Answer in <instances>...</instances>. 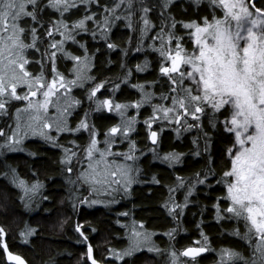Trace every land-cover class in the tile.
I'll use <instances>...</instances> for the list:
<instances>
[{
  "label": "trees",
  "instance_id": "16d2710c",
  "mask_svg": "<svg viewBox=\"0 0 264 264\" xmlns=\"http://www.w3.org/2000/svg\"><path fill=\"white\" fill-rule=\"evenodd\" d=\"M118 1L116 4H120V7L116 9L121 10V15L116 14V17H121L124 21L108 32V42L115 44L116 47L95 44L94 38L88 35H84L80 40L88 46L89 55L79 52L76 46L78 42L81 43L77 42L79 38L65 41L63 45L65 53L80 56L82 60L87 57V74L93 78L78 84L74 89V97L80 103L74 107L70 127L76 128L81 120H86L90 128L92 125L95 126L97 138L103 141L107 129L121 124V120L116 113L115 116L108 114L106 107L97 109V101L109 97L113 101L114 110L116 103L124 105L138 99L135 83L152 84L156 93L155 98L150 105L141 109L137 126L131 134V140L136 142L135 155L138 156L134 164L135 169H139L135 172L136 185L130 190L129 198H125L123 194L114 196L117 200L115 206L83 202L85 197L89 201L97 197L110 198L109 195L102 197L101 194H91L88 185L75 182L81 168L87 166L83 149L89 142V130L64 132L58 136L56 132H52L51 135L57 137L55 142L45 138L29 139L22 143V147L17 146L12 150H8L7 146L0 148V226L4 228L5 233L0 236V264H10L6 258L4 242L10 252L22 255L29 264H91L90 259L85 256L88 244L92 245L95 259L105 264H166L165 255L170 249L178 252L183 258V250L192 245H209L215 250L225 244L240 247L239 237L242 235H236L234 229L243 234L245 232L242 227L243 221L234 223L228 214L227 219L217 218V205L223 210L227 206L222 198L225 196V187L217 181L228 167L225 148L230 146L231 136L219 126L216 130L210 127L211 117L207 109L200 121L202 128H188V124L196 123L189 118L182 127L179 125L181 128L179 134L174 123L160 119V122L164 121L162 122L164 125H161L158 119L155 120V124L151 125V130L158 133L155 143L149 139V126L144 123L147 118L153 116V105L160 103L159 94L168 91L167 80L159 72L162 60L159 52L160 40L156 37L161 29L158 26L161 20L167 22V25L171 24L168 19L171 10L163 9L161 18L163 0H143V4L141 0H133L131 7L128 6L127 0ZM256 2L257 6H261L260 0ZM142 6L151 9L148 18L155 23L143 37L140 31L142 27L140 17L144 15L141 11ZM169 7L174 9L175 15L172 13L171 15L176 21H201L202 17H212V6L208 0H202L199 4L196 0L194 4L176 3ZM81 11L73 8L64 14V19L70 22L69 27H72L71 21L83 16ZM129 13L131 20L124 19ZM105 16L106 14H103V19ZM41 19L45 24L43 28H37L41 37V41L37 43L39 51L28 50L27 55L32 63L26 67L33 75L39 74L40 61L43 58V70L49 79L52 75V61L46 56L42 57L41 53L51 41L44 35V30L50 26V21L60 19V16L56 9L46 8L41 13ZM167 25L165 23L163 25L165 33L169 31ZM189 32L190 29L184 28L181 23H177L174 29L176 35L184 38L183 42H189ZM95 33H100L101 36L107 34L103 29ZM74 34L76 35V31ZM52 39L61 40L63 36L53 33ZM174 43L173 41V45ZM95 50L99 52L96 62L94 60L90 62V55L93 56ZM145 58L150 69L142 73L137 70V65ZM74 63L75 60L71 56L57 52L55 68L65 74L66 78H71ZM100 83H103L102 89L89 99L90 90ZM24 89L21 86L19 92L23 93ZM23 102L11 101L7 112L0 113V129L3 130L0 134V144H4L13 133L15 112ZM166 102V106H170L171 101ZM205 133L209 134L208 137ZM127 143L126 140L118 144L113 151L127 153ZM20 148L21 150H17ZM64 148L77 153V157L70 165H66L62 160ZM171 152L183 154L180 162L169 164L160 160L161 156ZM68 166L72 167L71 173L66 171ZM209 170L214 176H209L206 183H197V173L200 179H203ZM14 178L30 183L39 182L38 195L29 199L23 194L18 183L14 182ZM181 178L183 186H178ZM190 186L195 187L188 197L186 206L170 211L174 205H185L184 197ZM170 188L173 191L170 192ZM121 211L129 212L130 218L144 223L148 229L156 233V239L161 245L159 252L138 251L131 257H124L123 260L109 255L111 250H123L128 244L125 218L119 215ZM77 224L81 226L79 229L76 227ZM29 228L35 231L25 239L22 233H26ZM200 231L203 238L207 237V243L199 239ZM84 236H87V240ZM209 258L185 259L193 264H210L216 259L214 256Z\"/></svg>",
  "mask_w": 264,
  "mask_h": 264
},
{
  "label": "snow or ice",
  "instance_id": "6c2138e0",
  "mask_svg": "<svg viewBox=\"0 0 264 264\" xmlns=\"http://www.w3.org/2000/svg\"><path fill=\"white\" fill-rule=\"evenodd\" d=\"M95 2L98 3L99 0ZM141 2L143 4V0ZM201 2L202 0H196L197 4ZM78 3L91 7L93 0H0V113L7 112L11 101H27L23 108L16 109V129L4 141V144H0V148L5 146L8 150L16 148L27 134L25 129H30L33 135H41L51 142L57 140V137L49 134L53 127L58 133L89 130V142L83 149L87 166L81 168L75 182L88 185L91 194L97 193L98 190L115 191L113 185L119 186L121 183L127 190L134 182L133 173L139 171L129 163L136 159V142L130 140L127 153H116L112 151V148L120 142V137L128 140L130 133L134 131L136 117L123 119L124 110L129 105L115 104L114 110L119 112L122 122L108 128L103 141L97 138L95 126L92 125L90 128L86 120H81L76 128L68 126L69 107L80 103L76 99H72L69 103L67 95L69 87L76 85L78 81L93 79L87 75V57L82 60L80 56H74L70 52L65 53L63 48L65 41L75 40L73 33L77 29L88 31L86 22L95 19L94 13L91 16L84 15L71 21L72 27H69L70 22L64 19V14L69 13ZM127 3L131 7L133 0H127ZM172 3L173 0H163L161 9L169 8ZM260 3L261 6H257L256 0H209L212 6V17L211 19L207 16L202 17L201 21H176L169 13L168 19L171 24L167 25V22H164L169 31L165 33L162 26L156 37L160 40L159 52L162 60L159 72L166 78L168 87L167 93H160L159 96L161 99L170 100L171 106L153 105V116L144 121L149 126V139L153 143L157 141L158 133L151 130V123L158 118L164 121L174 120L178 125L182 122L186 123L191 118L196 123L188 124V128H202L200 121L206 109L211 117L210 127L216 130L219 126L232 138L230 146L225 148L228 167L221 173L217 183L225 187V196L222 198L228 203L225 211L229 218L242 220L246 228L243 234L238 229H234L235 234L243 235L249 243H252L253 237H257L258 242L253 247L251 257H245L235 249H222L218 264H226V262L264 264V0H260ZM118 7L120 4L113 5L111 12L114 13ZM46 8L56 9L60 16V19L50 21V26L44 30V35L51 43L44 49L41 56H46L52 61L50 80L43 70V58L40 61L39 74L33 75L26 67L32 63L27 55L28 50L39 51L37 43L41 41V37L37 28L44 27L45 21L41 19V13ZM105 11L110 10L105 6ZM141 11L144 14L140 17L142 25L140 31L143 37L154 25L148 18L151 9L142 6ZM117 18L108 15L104 17L102 27L105 32L109 28L110 19ZM125 19L131 20V13ZM177 23L191 30L188 38L193 42L192 48L185 47L182 43L184 38L174 33ZM53 33H59L63 39H52ZM108 46L116 47L115 44ZM57 52L71 56L76 61L73 69L74 79H67L56 70ZM148 63L145 60V66ZM137 68L144 70L140 65H137ZM21 86L26 89L22 95L17 91ZM102 87L103 83L93 87L88 98L92 99ZM136 87H140L144 92L141 100L134 102L135 107L139 109L142 103H151L156 93L144 91L142 85H136ZM38 96H42V99L37 98ZM61 98L63 104L60 103ZM50 106L56 109L51 115L49 114ZM101 107H107L109 111H112L113 101L111 99L97 101V109ZM21 113L27 114V119L23 122H21ZM50 120H54L55 123L53 124ZM180 131L181 128L177 127V134ZM2 132L3 130L0 129V134ZM208 135L205 133L206 137ZM101 143L103 147H100ZM73 144L75 145V141ZM63 150L65 155L62 160L66 165H70L77 157V153L68 148ZM117 155H122L123 161L113 158ZM182 155V153L171 152L165 154V159L178 163ZM66 171L71 173L72 167L68 166ZM209 176H214L211 170L203 179H200L197 173V183H206ZM14 182L24 189L25 196L29 192L35 193L40 187L39 182L31 187L23 179L14 178ZM178 186H183L182 178ZM194 187L190 186L185 194V205H174V208L169 210L173 211L175 208L186 206ZM169 191L173 189L170 188ZM83 202L95 204L104 201H89L85 197ZM165 206L167 207V204ZM217 218H220L219 210ZM76 227L79 229L81 226L77 224ZM34 231L29 228L22 235L27 239V236ZM4 234V228L0 226V236ZM150 235L149 233L141 235L133 228L128 247L122 251L113 249L109 255L121 260L126 256L131 257L142 246H146L145 242L150 241ZM169 235L171 236V232ZM84 239L87 240V236H84ZM203 239L207 243V237ZM3 247L7 249L6 242L3 243ZM149 250L160 251L155 247ZM205 251H207L205 247H187L183 250V255L195 258ZM92 253V245L88 244L85 256L91 260V264H102ZM171 256L172 264H178L177 253L172 251ZM8 258L15 260L17 264H26L23 257L11 252H8Z\"/></svg>",
  "mask_w": 264,
  "mask_h": 264
},
{
  "label": "rangeland",
  "instance_id": "374dc122",
  "mask_svg": "<svg viewBox=\"0 0 264 264\" xmlns=\"http://www.w3.org/2000/svg\"><path fill=\"white\" fill-rule=\"evenodd\" d=\"M209 1V0H208ZM209 19H211V18H209ZM191 31V30H190ZM188 41L189 42H183L182 41V43H184V45H185V47H187V48H192L193 47V42L191 41V40H189V38H188ZM145 60H146V58L145 59H142L141 60V62L139 63V65L144 69L143 71H141L139 68L137 69V70H139V71H141L142 73L143 72H145V71H148L149 69H150V65L148 64L147 66H145ZM76 65V61H75V63H74V66ZM74 66H73V68H72V76H71V78H67V79H74L75 78V74H74V71H73V69H74ZM28 68V67H27ZM28 71H30L29 69H28ZM60 73V72H59ZM61 74H63V73H61ZM64 76H65V74H63ZM88 75V74H87ZM51 77H52V75H51ZM51 77L49 78V80L51 79ZM89 80H92V79H89ZM86 81H88V80H85V81H83V82H79L78 81V83L76 84V85H74V86H70L69 87V91H68V100H69V103H71V100L72 99H75V97H74V89L78 86V84H80V83H84V82H86ZM92 84H93V81H92ZM91 84V85H92ZM135 85V88H137V90H138V99L136 100V101H140L141 100V97L144 95V92H142L141 91V88L140 87H136V85H142L143 86V88H144V91H147V92H152V93H155L154 92V88H153V85L152 84H150V83H147V82H138V83H135L134 84ZM21 87H18V89H17V91H18V93L19 94H23V93H20L19 92V89H20ZM26 89H24V91H25ZM23 91V92H24ZM37 98H39V99H42V96H38ZM155 98V95L153 96V98H152V101H151V103L153 102V99ZM161 98H159V100H160ZM159 100H157V101H159ZM21 101H23V100H21ZM135 101V102H136ZM166 100H164V99H161L160 100V103L159 104H163V105H167L166 103ZM27 103V101H24L23 102V104L19 107V108H23L24 107V105ZM60 103L61 104H63V99L61 98V100H60ZM151 103H142L141 104V107L139 108V109H137L136 107H135V105H134V102L133 103H127V105H129V107H127V110L125 109L124 111H125V117L123 118V119H127V118H129V117H136V123H135V126H134V129L136 128V126H137V123H138V121H139V119H138V117H139V112L141 111V109L142 108H144L146 105H150ZM158 104V103H157ZM170 106H171V103H170ZM169 106V107H170ZM74 107H75V105H71L70 107H69V115L67 116V121H68V126L70 127V117H71V115H72V113H73V111H74ZM55 111H56V109H55V107L54 106H50L49 107V114L51 115V114H53V113H55ZM114 113H116V114H118V116H119V119L121 120V122H122V117L120 116V114H119V112L118 111H116V110H114ZM27 119V114L26 113H21V122H23L24 120H26ZM157 120V119H156ZM162 120V119H161ZM50 122H52L53 124L55 123V121L54 120H50ZM158 122H159V124H161V125H164V123H162V122H164V121H162V122H160V119L158 118ZM170 122L171 123H174L175 124V127H180L174 120H170ZM152 124H155V122H153V123H151V125ZM183 124H186V123H184V122H182L180 125H181V127H182V125ZM166 125H167V123H166ZM168 127H169V125H168ZM16 129V112H15V124H14V128H13V131ZM27 134L24 136V139H23V141L21 142V144H19L18 145V147H22V143L24 142V141H26V140H29V139H41V138H44L43 136H41V135H33L32 134V132H31V130L30 129H25L24 130ZM52 132H56L57 133V136L58 135H61V133H64V132H67V131H64V132H57L56 131V129H55V127H53L50 131H49V134L51 135L52 134ZM133 132V131H132ZM132 132L130 133V135H129V139L127 140V151L129 150V142H130V140H131V134H132ZM11 135H12V133H11ZM52 136V135H51ZM124 141H126L125 139H123L122 137H120V142H118L117 144H115V145H113V148H117V146H118V144H122ZM101 146L100 147H103L102 146V144H100ZM113 148H112V151H113ZM17 150H21V148L20 149H17ZM114 152V151H113ZM117 153H119V152H117ZM125 153V152H124ZM65 155V154H64ZM135 157H136V159L138 158V156H136L135 155ZM115 160H118V161H123V159H124V157L123 156H121V155H117V156H115V157H113ZM136 159H135V161L134 162H132V161H129V163H131L132 164V167L135 169V167H134V164H136ZM162 162H166V163H169V164H174L173 162H170V161H168V160H166L165 159V155H163V156H161V159H160ZM25 181V180H24ZM133 183L131 184V186L127 189V190H125L124 189V186H123V183H121L119 186H117V185H113V188H115L116 190L115 191H113L112 189H108L107 191H104V190H98L97 191V194H101V196L102 197H104L105 195H109L110 196V198H105L104 197V199L103 198H99V197H97L95 200H99V201H104L103 203H95L96 205H100V206H109V205H116V203H117V200L115 199V197L117 196V195H120V194H123L124 196H125V198L127 197V198H129V193H130V190L132 189V187L133 186H135L136 185V177H135V172L133 173ZM26 183H27V185L29 186V187H31V185H33V184H35V183H37V182H33V183H30V182H28V181H26ZM40 185V184H39ZM21 188V187H20ZM22 189V191H23V194L25 195V193H24V189L23 188H21ZM39 189H40V187H39ZM39 189H38V191H36L35 193H32V192H29L28 193V195H27V197H29V199H33V198H35L37 195H38V193H39ZM226 191V190H225ZM115 196V197H114ZM114 197V199H112V198ZM225 200V199H224ZM225 203H226V201H225ZM226 208L228 207V203H226ZM225 208V209H226ZM219 213H220V217L222 216V215H225V214H227L226 213V211L225 210H223L220 206H219ZM119 215L121 216V217H123V218H125V222H124V224H125V226H126V230H127V242H128V244H127V246L125 247V248H127L128 247V245H129V242H130V237H131V235H132V229L133 228H135V230L137 231V232H139V233H141V235H143V234H145V233H149V234H151L150 235V241H148V242H145V244H146V246H142L141 248H140V250H138V251H144V250H146V251H149V252H154V251H150L149 249H151V248H153V247H155V248H158V249H160L161 248V245L158 243V241H157V239H156V233H154L152 230H150V229H148L147 227H146V225L144 224V223H142V222H139V221H135L134 219H132V218H130L129 216H130V214H129V212H126V211H121L120 213H119ZM233 221H234V223H239V221H237L235 218H233ZM242 227H243V229H244V231H246V228H245V226H244V223H243V225H242ZM201 232V231H200ZM30 236V235H29ZM241 237V236H240ZM199 239H201V240H204L203 239V233L201 232V233H199ZM243 239H241V243H240V247H241V245L243 244V241H242ZM124 248V249H125ZM224 248H226L225 246H222V247H220V248H218L217 250H215V249H212V252L213 253H216L217 254V256H216V254H212L211 255V258H213V256L216 258L215 259V261H213L212 263H210V264H218V262L220 261V259H221V257H220V252H221V250L222 249H224ZM233 248H235V247H233ZM123 249V250H124ZM237 249V248H236ZM120 251H122V250H120ZM138 251H136V252H138ZM172 251H174L173 249H170L168 252H167V254L165 255L166 257V264H172V256H171V252ZM177 253V257H176V260H177V262H178V264H193L192 262H190V261H188V260H186L184 257V259L182 258V256L178 253V252H176ZM114 257H116V256H114ZM117 258V257H116ZM210 258V259H211ZM195 264V263H194Z\"/></svg>",
  "mask_w": 264,
  "mask_h": 264
},
{
  "label": "flooded vegetation",
  "instance_id": "af4514ba",
  "mask_svg": "<svg viewBox=\"0 0 264 264\" xmlns=\"http://www.w3.org/2000/svg\"><path fill=\"white\" fill-rule=\"evenodd\" d=\"M256 1H258V0H256ZM118 2H119L118 0H99V2L96 3L95 0H93V3L91 5V7H88L86 4H83V3H78L77 4V6L75 8L82 10L81 13L83 14V16H84V14L85 15H89V16H91L93 13L95 14V19H90V20H88L86 22L88 31H80V30L77 29L76 30V35L74 34L75 40H76V38H79L77 40V42L80 41L83 44V46H80L82 44L78 42V44L76 45L78 47L79 52H82L84 55L85 54L89 55L88 54L89 53L88 46H85L84 43H83V41L80 40V38L81 37L83 38L84 35H88L90 37H93L94 38L93 41L95 42V44H99V43H100V45L106 44V46H108L110 44V42H108V39H109L108 32H109V30L115 29L116 27H118L122 23V21H124L123 19H121V17H119L117 19V22H115V19H110L109 28L106 31L107 34L105 36H101L100 33H95V34H93V33L95 31L99 30V29L105 30L102 27V25H103V14H106V15H108L110 17H113V16L116 17V14H119V16L121 15V10L120 9H118V10L115 9V12L114 13L111 12V10L113 9V5H115ZM184 2L185 3L186 2H189V3L194 4L195 3V0H173L172 5L173 4H176V3L182 4ZM105 6L110 10L109 12H106L105 11ZM168 10H171V13L174 14V9L172 10V8L169 7ZM162 13H163V10L161 9V18H163ZM123 15H124V13H123ZM163 25H164V22L161 20V22H160V24H158V26H160V28H161ZM155 26H157V25H155ZM70 41H74V40H70ZM98 53H99L98 50L97 51L95 50V52L93 53V56L90 55V57H91L90 62L92 60H94V62H96V56H97ZM101 89L102 88H100L99 90H101ZM108 94H110V93L108 92ZM105 99H109V97H105ZM106 112L108 114H110V115H114L115 116L114 110L113 111H109L107 109V107H106ZM220 219L221 220L227 219V214L222 215L220 217ZM239 239H243L242 240L243 241V244L241 245V247H239V248L236 249V248H233L230 245L225 244L224 246L226 248H224V249H235L236 251L242 253L243 256H245V257H251L252 251H253V247L258 242V238L257 237H253L252 238V243H249L248 240L244 239L243 235L241 237H239ZM192 246H201V245H192ZM204 247H207L206 254L205 255H202V257L204 259L206 257L207 260H208V258L210 257V255L216 254V253H213L212 252V249L209 247V245H206ZM216 256H217V254H216ZM202 257L201 258L199 257L197 259L195 258L194 260H200V259H202ZM207 264H209V263H207ZM226 264H230V262H226ZM238 264H239V262H238Z\"/></svg>",
  "mask_w": 264,
  "mask_h": 264
},
{
  "label": "water",
  "instance_id": "95a60500",
  "mask_svg": "<svg viewBox=\"0 0 264 264\" xmlns=\"http://www.w3.org/2000/svg\"><path fill=\"white\" fill-rule=\"evenodd\" d=\"M191 247H194V246H191ZM8 252H10V251H9L8 248H7V249H6V257H7V261H8L10 264H17V262H16L15 260H11V259L8 258ZM206 252H207V251L198 254L195 258L204 255ZM11 253H13V252H11ZM13 254H15V255H19V254H16V253H13ZM92 255H93V253H92ZM19 256L23 257L22 255H19ZM93 256H94V255H93ZM184 256H185V255H184ZM185 257H187V256H185ZM188 258H191V259H192V257H188ZM23 259L26 261V264H29V263L27 262V260H26L24 257H23ZM90 261H91V260H90ZM102 264H105V263H102Z\"/></svg>",
  "mask_w": 264,
  "mask_h": 264
},
{
  "label": "bare ground",
  "instance_id": "6f19581e",
  "mask_svg": "<svg viewBox=\"0 0 264 264\" xmlns=\"http://www.w3.org/2000/svg\"><path fill=\"white\" fill-rule=\"evenodd\" d=\"M188 247H191V246H188ZM194 247H204V246H194ZM205 248H207V247H205ZM186 249V248H185ZM5 252H6V249H5ZM206 254V253H205ZM204 254V255H205ZM7 258V257H6ZM185 258H188V257H185ZM188 259H190V258H188Z\"/></svg>",
  "mask_w": 264,
  "mask_h": 264
}]
</instances>
